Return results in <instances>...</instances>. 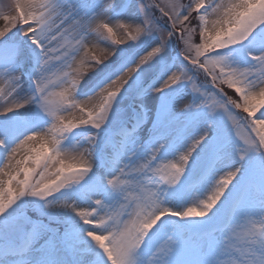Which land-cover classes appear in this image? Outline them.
<instances>
[{
  "label": "snow or ice",
  "instance_id": "snow-or-ice-1",
  "mask_svg": "<svg viewBox=\"0 0 264 264\" xmlns=\"http://www.w3.org/2000/svg\"><path fill=\"white\" fill-rule=\"evenodd\" d=\"M0 20V264H264V0Z\"/></svg>",
  "mask_w": 264,
  "mask_h": 264
},
{
  "label": "rangeland",
  "instance_id": "rangeland-1",
  "mask_svg": "<svg viewBox=\"0 0 264 264\" xmlns=\"http://www.w3.org/2000/svg\"><path fill=\"white\" fill-rule=\"evenodd\" d=\"M9 2V0H0V6H2L3 4H7ZM4 21L0 20V26H3ZM227 90V89H226ZM233 93L231 91H229V95H232Z\"/></svg>",
  "mask_w": 264,
  "mask_h": 264
}]
</instances>
